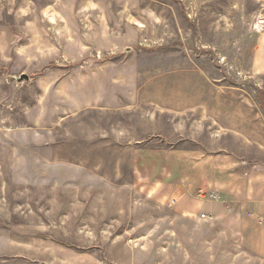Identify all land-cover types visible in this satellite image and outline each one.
<instances>
[{"label": "rangeland", "instance_id": "1", "mask_svg": "<svg viewBox=\"0 0 264 264\" xmlns=\"http://www.w3.org/2000/svg\"><path fill=\"white\" fill-rule=\"evenodd\" d=\"M191 72L241 117L215 123V152L230 139L231 173L264 203V0H0V264H223L167 234L195 226L168 187L141 199L140 179L194 149L179 137L197 115L165 90Z\"/></svg>", "mask_w": 264, "mask_h": 264}, {"label": "crops", "instance_id": "2", "mask_svg": "<svg viewBox=\"0 0 264 264\" xmlns=\"http://www.w3.org/2000/svg\"><path fill=\"white\" fill-rule=\"evenodd\" d=\"M261 49L263 46L257 51L259 53L256 56L258 62L263 53ZM183 77L177 82L167 85L165 90L169 96L175 95L176 97L170 100V107L179 112L192 110L197 115V118L191 121V131L184 130V127L181 126L179 137L182 140H196L195 142H183L184 145L190 144L194 149L186 152H173L175 155L172 163L173 168L168 169L160 164L158 170L164 173L160 174V179L155 183H151L150 176L140 179L143 180L142 189L145 192L143 196L140 194L139 196H142L143 202H150L151 200L148 199L155 192L159 193L161 188L168 187L170 194L178 196L173 212L174 219L182 221L187 217L194 216L195 226L165 227L167 234L190 236L189 239H185L187 244L188 240L191 241L190 246L199 243V241L206 242L209 257L213 260L222 259L223 264H264V203L261 199H254V192L250 193V196L247 195V192L241 189V175L231 173L242 170L243 162L228 157L230 153L226 151V148L230 145V139L218 143L219 150L215 152L216 137L213 131L215 123L223 124L219 126L226 133V131H231V123H238L241 121V117L231 116L228 110L229 105L227 103L225 105L223 100L215 97L214 89L206 82L202 74L191 72L189 78L188 74ZM117 95L118 93L113 97L117 98ZM220 112L221 114H219ZM232 117L234 118L232 119ZM225 123H228L229 126H225ZM236 127H233V137L238 141L243 136L241 128ZM224 133L222 134L225 136ZM201 139H206L207 142L203 144L199 141ZM163 146L164 144H162ZM215 154L223 156L218 161L223 159L225 167L222 169L228 172L220 182H217L214 176L215 161H217L214 158ZM185 158L187 160L184 161ZM148 161L143 156L142 164L137 166L136 172L143 170L141 165L150 164ZM172 169L179 172L183 170L213 172L210 174L201 173L200 178L191 180L183 178L181 174L170 181L167 172ZM106 186L120 187L109 183ZM152 187L153 191L150 192ZM199 190L204 194H213L218 199L213 200L208 197V199L198 200L194 195ZM200 214H205L211 219L202 220L199 217ZM169 229L171 230L168 231ZM200 236L201 238H199ZM193 241L196 242L193 243Z\"/></svg>", "mask_w": 264, "mask_h": 264}, {"label": "built area", "instance_id": "3", "mask_svg": "<svg viewBox=\"0 0 264 264\" xmlns=\"http://www.w3.org/2000/svg\"><path fill=\"white\" fill-rule=\"evenodd\" d=\"M211 198H212L213 200L216 199V197H213V196H212ZM200 219H202V220H206V219H209V217H206L204 214H201V215H200Z\"/></svg>", "mask_w": 264, "mask_h": 264}, {"label": "water", "instance_id": "4", "mask_svg": "<svg viewBox=\"0 0 264 264\" xmlns=\"http://www.w3.org/2000/svg\"><path fill=\"white\" fill-rule=\"evenodd\" d=\"M20 81L22 80H28V77L26 75H22L20 78H19Z\"/></svg>", "mask_w": 264, "mask_h": 264}]
</instances>
